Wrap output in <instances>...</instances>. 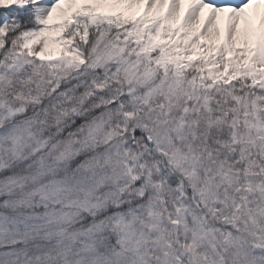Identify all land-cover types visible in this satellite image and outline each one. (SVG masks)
<instances>
[{"label":"snow or ice","instance_id":"obj_1","mask_svg":"<svg viewBox=\"0 0 264 264\" xmlns=\"http://www.w3.org/2000/svg\"><path fill=\"white\" fill-rule=\"evenodd\" d=\"M0 264H264V0H0Z\"/></svg>","mask_w":264,"mask_h":264}]
</instances>
